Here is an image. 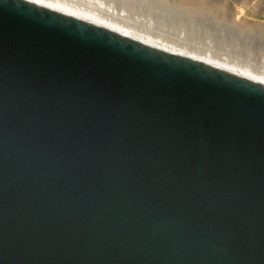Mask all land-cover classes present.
I'll return each mask as SVG.
<instances>
[{
    "label": "water",
    "instance_id": "obj_1",
    "mask_svg": "<svg viewBox=\"0 0 264 264\" xmlns=\"http://www.w3.org/2000/svg\"><path fill=\"white\" fill-rule=\"evenodd\" d=\"M0 264H264V85L0 0Z\"/></svg>",
    "mask_w": 264,
    "mask_h": 264
},
{
    "label": "bare ground",
    "instance_id": "obj_2",
    "mask_svg": "<svg viewBox=\"0 0 264 264\" xmlns=\"http://www.w3.org/2000/svg\"><path fill=\"white\" fill-rule=\"evenodd\" d=\"M28 1L49 10L76 17L150 47L188 57L264 85V46L261 39L249 37L250 40H248L247 33L244 36L233 29L230 31L231 33L229 32L232 35L229 40L228 34H225L226 31H220L219 40H217L220 43L216 44V39L208 40V36H203L205 33L202 30L209 31L210 27L199 29L191 25V28H188L185 26L187 23L185 24L184 20L183 22L177 21V19L169 20L167 17L161 19L160 16H157L158 13L156 17L153 13L151 14V10L147 9L133 10L129 2V5L126 4V0H123L125 3H118L117 0ZM143 3L145 4L142 1L141 4ZM141 4L138 5L141 6ZM134 6L137 8L136 4ZM154 16L155 19L152 18ZM246 38H248V43Z\"/></svg>",
    "mask_w": 264,
    "mask_h": 264
},
{
    "label": "rangeland",
    "instance_id": "obj_3",
    "mask_svg": "<svg viewBox=\"0 0 264 264\" xmlns=\"http://www.w3.org/2000/svg\"><path fill=\"white\" fill-rule=\"evenodd\" d=\"M117 1L118 3H125V1L123 0ZM126 1V4L129 5L130 3V5L133 7H131L133 10L147 9L148 11L151 10V14L153 13L155 16L158 13L159 15L157 14V16H160L159 18L161 19L163 17H167V19L169 20L177 19V21L181 22H183L184 20L185 24L187 23V25H183L187 26L188 28H191V25L192 27H198L199 29H205L210 27L208 29L209 31H207V29H205V31L202 30L203 33H205L203 34V36H208V40L216 39V44L220 43L219 41H217L219 40L218 35H220V31L225 30V34H228L227 38L230 40V38L232 37V35H230V31L235 29V31H238V33L244 36L248 34V38L250 37L257 40L261 39L260 41L264 46V0H132L133 2L130 0ZM142 1L145 2V4H141ZM134 3L137 5V8H135ZM137 3L141 4V6H139ZM155 16L152 18L155 19ZM213 36H215L216 38H214ZM248 38L245 39L247 43L249 42L248 40H250V38ZM225 43L227 42L225 41Z\"/></svg>",
    "mask_w": 264,
    "mask_h": 264
}]
</instances>
